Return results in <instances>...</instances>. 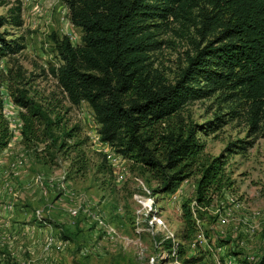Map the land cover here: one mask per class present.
<instances>
[{"label":"rangeland","instance_id":"374dc122","mask_svg":"<svg viewBox=\"0 0 264 264\" xmlns=\"http://www.w3.org/2000/svg\"><path fill=\"white\" fill-rule=\"evenodd\" d=\"M15 5L19 26L7 13ZM197 15L195 8L189 20L150 22L151 74L173 83L187 57L214 40V32H198ZM0 16V38L22 45L0 58V111L11 132L0 148V264H257L264 257V122L248 133L245 105L218 92L187 102L157 130L193 128L203 149L175 189L157 190L150 171L99 141L87 104H70L51 72L59 63L56 42L66 36L72 46L80 43L66 1L0 2ZM18 95L45 114L46 145H22L23 110L12 101ZM215 116L220 126L203 131ZM221 152L226 180L208 205L195 207L198 165ZM183 202L195 224L187 241Z\"/></svg>","mask_w":264,"mask_h":264},{"label":"trees","instance_id":"16d2710c","mask_svg":"<svg viewBox=\"0 0 264 264\" xmlns=\"http://www.w3.org/2000/svg\"><path fill=\"white\" fill-rule=\"evenodd\" d=\"M10 1L0 0L1 4ZM65 1L70 22L81 33L80 43L72 46L66 36L57 41L59 63L51 72L70 104H87L98 125L99 141L150 171L157 190L175 189L191 174L203 149L193 128L179 127L165 134L157 130L187 102L218 92L224 99L245 105L248 133H255L264 122V0ZM195 8L200 17L198 32L201 36L204 30L214 32V40L187 57L173 83L165 82L151 74L147 63L146 51L154 42L148 26L169 17L189 20ZM7 13L10 23L19 26V7H9ZM4 22L0 16V25ZM21 49L15 39L0 38V58ZM12 101L23 110L18 112L22 145H46L51 133L45 114L25 96H14ZM222 122L221 116H215L202 129L213 131ZM10 135L0 111V148ZM225 151L232 150L227 146ZM225 160L221 152L198 165L195 207L208 205L212 194L223 186ZM180 211L181 239L187 241L195 224L186 202ZM182 255L179 249L177 257ZM263 263L264 257L257 262Z\"/></svg>","mask_w":264,"mask_h":264}]
</instances>
